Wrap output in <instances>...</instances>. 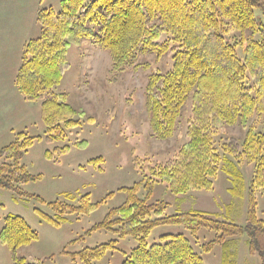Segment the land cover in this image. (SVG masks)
<instances>
[{
    "label": "trees",
    "instance_id": "16d2710c",
    "mask_svg": "<svg viewBox=\"0 0 264 264\" xmlns=\"http://www.w3.org/2000/svg\"><path fill=\"white\" fill-rule=\"evenodd\" d=\"M60 5L59 12L39 11V34L25 43L14 81L24 101L40 102L46 141L62 139L65 130L79 125L76 117L83 114L69 103L67 93L56 90L70 68L66 57L70 45L82 40L104 50L117 73L138 68L149 55L169 60L168 69L150 71L144 87V109L154 139L171 138L188 111L183 142L175 155L159 166L143 165L146 197L137 196L141 184L123 189L125 203L97 225L138 241L122 264H205L182 234L162 235L149 245L147 237L159 226H181L191 236L201 229L213 231L215 238L204 252L215 245L227 250L230 239L245 236L250 253L264 264V221L256 215V196L264 194V126L262 130L250 126L254 115L264 117V0H61ZM241 45H245L242 59L236 54ZM235 125L243 138L222 140L226 129ZM32 142L20 133L0 149V188L19 197L24 193L17 186L34 179L20 164ZM76 146L83 147L84 142ZM55 152L62 156L68 147ZM45 157L51 159V153L46 151ZM242 161L252 167L246 188L235 167ZM219 171L230 180L232 197H243L246 191L243 226L191 209L165 215L166 203H147L154 182L165 184L176 196L210 191ZM63 198L48 204L53 217L39 210L36 215L58 227L67 214L89 215L97 209L87 195L76 204L73 195ZM36 239L22 218H4L0 243L10 248L12 264H41L18 254ZM111 248L110 244L87 248L78 257L82 264H94ZM222 264H236L233 254L226 251Z\"/></svg>",
    "mask_w": 264,
    "mask_h": 264
},
{
    "label": "rangeland",
    "instance_id": "374dc122",
    "mask_svg": "<svg viewBox=\"0 0 264 264\" xmlns=\"http://www.w3.org/2000/svg\"><path fill=\"white\" fill-rule=\"evenodd\" d=\"M60 2L43 0V6L59 12ZM38 34L37 25L32 39ZM244 47H236V54L241 59ZM66 57L70 68L56 90L67 93L69 103L83 112L76 117L79 125L65 130L62 139L46 141L38 101L30 102L34 104L37 122L22 126L13 123L12 130L0 132V149L17 140L20 133L33 138L20 164L34 178L17 186L24 193L21 197L0 188V232L7 215L24 220L37 235L35 241L18 251L28 262L37 260L41 264H82L78 257L82 250L110 244L113 248L107 250L94 264H122L137 247L138 241L130 236L120 238L115 232L99 229L97 225L104 221L111 210L125 203L127 194L123 189L141 184L137 196L140 199L146 197L143 185L147 173H144L143 165L159 166L175 155L183 142L188 111L179 118L171 138L160 141L152 137L144 109V87L153 68L166 70L170 67L167 58L156 60L153 55H149L138 68L117 73L112 69L107 53L90 40L71 44ZM20 58L21 50L14 49L10 60L6 62V71L0 72V91L4 92L0 95V103H16L17 89L14 82L11 87L9 82ZM11 118L17 120L14 115ZM250 126L262 130L264 117L254 115ZM5 127L2 121L0 130ZM243 135L242 129L235 125L227 128L220 137L222 140L231 137L240 140ZM78 142H84V146L77 147ZM64 146L68 147V152L58 156L55 148ZM46 151L51 153V159L45 157ZM136 159L142 162L141 165ZM235 167L243 174L246 188L252 175L251 165L242 161ZM212 182L210 191H191L180 196L170 193L165 184L154 182L147 203H166L165 215L191 209L216 214L220 220L243 226L246 191L243 197H232L228 193L230 180L222 171L217 173ZM65 194L76 198L74 204L79 197L87 195L90 203L97 204V209L89 215L67 214L63 221H58V227L49 225L36 215L35 210H39L53 217L48 204L63 201ZM256 215L264 221L263 193L256 196ZM168 234L184 235L205 264H222L226 251L233 254L236 264H261L259 256L248 250L245 236L230 239L227 250L222 245H215L210 251L204 252V247L215 238L213 231L201 229L191 236L181 226H159L151 231L146 242L151 245L160 236ZM12 262L10 248L0 243V264Z\"/></svg>",
    "mask_w": 264,
    "mask_h": 264
},
{
    "label": "crops",
    "instance_id": "0c3cea01",
    "mask_svg": "<svg viewBox=\"0 0 264 264\" xmlns=\"http://www.w3.org/2000/svg\"><path fill=\"white\" fill-rule=\"evenodd\" d=\"M46 8L48 7L43 6V0H0V72L6 71V62L10 60L14 49L21 50L22 54L25 43L36 33L39 11ZM18 67L19 63L9 82L10 87L15 81ZM3 93L0 91V95ZM16 93V103L7 104L8 106L6 103H0V123L3 121L6 124V127L0 130L1 133L12 130L13 123L22 126L38 121L37 113L33 110L34 104L24 101L17 90ZM13 115L17 120H12Z\"/></svg>",
    "mask_w": 264,
    "mask_h": 264
}]
</instances>
